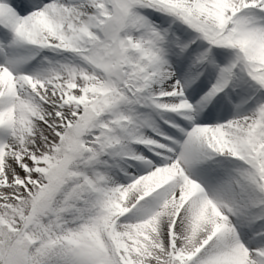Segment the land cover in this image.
<instances>
[{
    "label": "snow or ice",
    "instance_id": "obj_1",
    "mask_svg": "<svg viewBox=\"0 0 264 264\" xmlns=\"http://www.w3.org/2000/svg\"><path fill=\"white\" fill-rule=\"evenodd\" d=\"M0 264H264V0H0Z\"/></svg>",
    "mask_w": 264,
    "mask_h": 264
}]
</instances>
